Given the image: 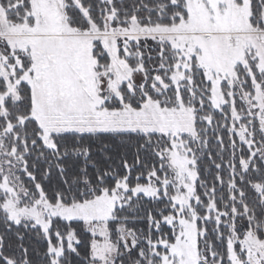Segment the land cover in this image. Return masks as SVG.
<instances>
[{
	"label": "snow or ice",
	"instance_id": "snow-or-ice-1",
	"mask_svg": "<svg viewBox=\"0 0 264 264\" xmlns=\"http://www.w3.org/2000/svg\"><path fill=\"white\" fill-rule=\"evenodd\" d=\"M0 264H264V0H0Z\"/></svg>",
	"mask_w": 264,
	"mask_h": 264
}]
</instances>
